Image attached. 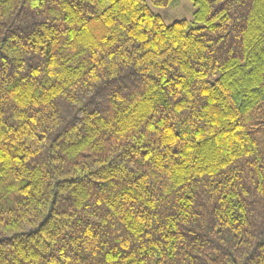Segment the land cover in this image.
Returning <instances> with one entry per match:
<instances>
[{
  "label": "trees",
  "instance_id": "trees-1",
  "mask_svg": "<svg viewBox=\"0 0 264 264\" xmlns=\"http://www.w3.org/2000/svg\"><path fill=\"white\" fill-rule=\"evenodd\" d=\"M0 0V264H264V0Z\"/></svg>",
  "mask_w": 264,
  "mask_h": 264
},
{
  "label": "rangeland",
  "instance_id": "rangeland-1",
  "mask_svg": "<svg viewBox=\"0 0 264 264\" xmlns=\"http://www.w3.org/2000/svg\"><path fill=\"white\" fill-rule=\"evenodd\" d=\"M149 5L152 11L158 14L166 24L175 20L184 19L187 20L190 25H199V23L191 22L193 12L191 0H176L169 6H154L150 3Z\"/></svg>",
  "mask_w": 264,
  "mask_h": 264
}]
</instances>
